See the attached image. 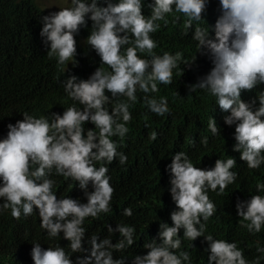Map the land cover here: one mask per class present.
<instances>
[{"label":"clouds","instance_id":"9594fccd","mask_svg":"<svg viewBox=\"0 0 264 264\" xmlns=\"http://www.w3.org/2000/svg\"><path fill=\"white\" fill-rule=\"evenodd\" d=\"M70 2L71 7L42 17L40 35L45 45H50L47 55L57 57L58 65L72 60L77 54L75 34L87 25L88 16L93 30L87 44L111 71L99 67L87 80L78 82L75 75L67 78L65 91L82 105L81 109L71 106L62 115L52 113L51 121L24 113L22 120L8 125L7 137L0 140V198L4 201L0 211L10 209L11 216L19 220L38 209L41 227L48 236L56 238L63 232L70 251L83 254L77 256L75 264H126L123 258H114L113 252H123L134 244V227L118 224L113 229L108 225V232H119L121 239L113 244L111 239L92 235L85 248L83 225L86 218L98 219L101 213L111 210L115 189L106 165L117 157L120 165L127 163V155L117 152L118 145L112 138L123 140L130 131L129 102H137L139 91L149 111L162 117L170 114L167 97L157 99L151 93L159 92L158 83L172 84L173 70L180 62L191 65L182 52L155 54L157 42L152 34L161 28L158 21L167 25L169 15L183 14L185 28H192L194 21L203 19L207 4L206 0H152L148 4L151 14L145 16L142 0ZM220 10L214 37L207 29L195 27L193 39L198 41L199 53L208 55L214 66L198 83L189 85V91L206 90L223 112L230 113L223 119L226 125L235 126L233 151L241 153L240 159L249 169H259L264 164V91L251 102H245L242 93L264 85V0H220ZM108 105H112L111 110ZM88 123L94 129L86 130L84 125ZM208 128L214 136L219 134L214 117ZM157 136L152 131L149 138L154 141ZM202 143L206 146L208 138ZM236 164V159L230 157L226 161L217 159L214 167L202 169L194 166L185 152L175 153L168 165L170 193L176 206L170 214L172 226L160 224L161 242L153 238L152 243H145L147 253L136 255L133 264H191L189 252L180 251L181 229L184 240L204 237L208 264H260L264 247L257 246L261 255L250 262L236 242L204 235L207 222L216 212L208 190L222 195L235 183L238 174L231 169ZM53 170L58 176L78 181L87 203L70 197L58 199L53 192L55 181L50 178ZM90 182L94 189L91 192ZM256 192L250 199L236 203L240 226L253 235L264 228V195L259 194L264 193V183L256 184ZM123 215L131 217L132 208H125ZM31 256L34 264H74L65 247L60 246L44 249L36 243Z\"/></svg>","mask_w":264,"mask_h":264},{"label":"trees","instance_id":"16d2710c","mask_svg":"<svg viewBox=\"0 0 264 264\" xmlns=\"http://www.w3.org/2000/svg\"><path fill=\"white\" fill-rule=\"evenodd\" d=\"M142 3L143 14L150 16L148 4L152 0H142ZM206 4L203 19L194 21L192 28H185L183 14L169 15L167 25L158 21L161 28L152 34L157 42L155 54L169 52L175 55L176 52H182L184 60L191 65L180 62L179 67L173 70L172 84L158 83L159 92L151 93L157 99L167 97L170 114L162 117L149 111L143 102L144 94L139 91L137 102H129L132 121L127 127L130 131L123 140L119 137L112 138L118 145L117 152L127 155L128 160L126 164L120 165L117 157L113 163L106 165L111 177L110 184L115 189L111 210L101 213L98 219H85V248L89 247L87 238L92 235L117 243L121 239L119 232L109 233L107 226L115 229L118 224L135 228L134 244L126 247L123 252H113L114 258H123L126 264H133L136 255L146 254L148 250L144 248V244L152 243L153 238L160 243L159 226L163 223L172 226L170 214L176 210L170 193L168 165L172 163L175 153L183 151L194 166L202 169L214 167L217 159H236L237 164L231 169L238 174L235 183L230 184L222 195L208 190L210 199L216 205V212L207 222L204 235L211 234L214 239L236 242L250 262L261 255L257 252V246L264 247V228L253 235L241 227L236 203L257 194L256 184L264 183V164L259 169H249L246 162L240 159L241 153L233 151L236 143L235 126L226 125L223 119L230 113L223 112L217 105L216 98L206 90L189 91V85L198 83L214 66L208 55L199 53L198 41L193 39L197 25L207 29L213 37L215 35L214 25L221 15L220 0H206ZM43 16L47 14L39 7L37 0H0V140L7 137L8 125H15L22 120L24 113L36 118L46 117L51 121L52 113L62 115L71 106L81 109L82 105L71 99L65 91L64 83L67 78L75 75L79 82L89 79L99 67L111 71L101 64L100 57L87 44V38L93 30V22L88 16L87 25L81 26L75 35L84 39L83 46L77 44L76 56L64 65H58V58L55 56L49 58L47 54L50 45L46 46L40 35ZM140 55L141 58L150 59L144 54ZM260 91H264V85L252 92H243L242 99L251 102ZM118 99L126 101L125 97ZM258 104L257 100V106ZM108 107L111 110L112 105ZM212 117L216 119L219 128V134L215 136L208 128ZM84 127L87 130L94 129L95 126L88 123ZM152 131L158 133L154 141L149 138ZM205 137L208 138L206 146L202 143ZM100 166V163L96 164L97 168ZM50 178L55 181L53 192L58 199L70 197L87 203L85 192L79 187L78 181L58 176L55 170ZM88 191H94L91 182ZM3 202L0 198V204ZM128 207L133 211L131 217L123 215V210ZM63 235L61 232L56 238L48 236L41 227L38 209H34L30 216L22 215L19 220L11 216L10 209L2 210L0 264H34L31 252L36 243L41 244L44 249L65 247L75 264L77 256L83 254L72 253L68 248L70 242ZM180 238V251L189 252L191 264H208V244L204 237L196 241L184 240L181 229ZM260 264H264V259Z\"/></svg>","mask_w":264,"mask_h":264},{"label":"rangeland","instance_id":"374dc122","mask_svg":"<svg viewBox=\"0 0 264 264\" xmlns=\"http://www.w3.org/2000/svg\"><path fill=\"white\" fill-rule=\"evenodd\" d=\"M37 4L46 12L47 15L60 11V8L72 6L70 0H37ZM75 39L79 46L84 45V39L77 38V36H75Z\"/></svg>","mask_w":264,"mask_h":264}]
</instances>
